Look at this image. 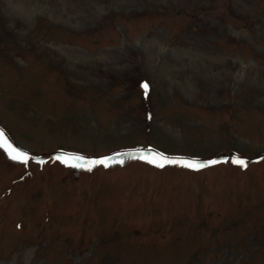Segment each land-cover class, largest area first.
I'll return each instance as SVG.
<instances>
[{"label":"rangeland","instance_id":"rangeland-1","mask_svg":"<svg viewBox=\"0 0 264 264\" xmlns=\"http://www.w3.org/2000/svg\"><path fill=\"white\" fill-rule=\"evenodd\" d=\"M4 140L0 264H264V0H0Z\"/></svg>","mask_w":264,"mask_h":264},{"label":"snow or ice","instance_id":"snow-or-ice-1","mask_svg":"<svg viewBox=\"0 0 264 264\" xmlns=\"http://www.w3.org/2000/svg\"><path fill=\"white\" fill-rule=\"evenodd\" d=\"M143 87L145 88V90H147L148 85L144 84ZM0 146L5 148V150L8 152V155L11 157V159L19 160L23 163L28 162L29 158H28L27 153L22 152L17 148H14L11 144L8 143L7 140H4L3 144ZM142 158L145 159L148 163L154 164L158 167H163L165 163H168V164H181L185 167H188L194 170H199V168L204 166L202 164H199L196 161H184V160H179V159H171L168 157H163L160 154H156L154 156L144 155ZM56 159L59 160L61 163H65V164H68L70 163L71 160H74L77 162V164L74 166H83L79 164V161L84 160V158L80 156L68 157L66 155L58 156ZM109 159L110 157H104L102 159L88 160L85 162L88 164V170L91 171L92 167L95 165L107 166V161ZM210 163H215V161H211ZM233 163H236L242 167H246V162L244 160L237 159V160H234Z\"/></svg>","mask_w":264,"mask_h":264},{"label":"bare ground","instance_id":"bare-ground-1","mask_svg":"<svg viewBox=\"0 0 264 264\" xmlns=\"http://www.w3.org/2000/svg\"><path fill=\"white\" fill-rule=\"evenodd\" d=\"M69 68H70V72L71 73H74L75 70H78V69H81V63L77 62V61H73V62H70L69 64Z\"/></svg>","mask_w":264,"mask_h":264}]
</instances>
